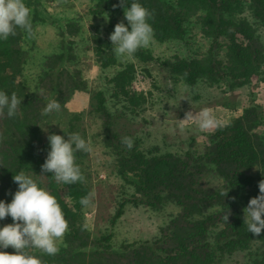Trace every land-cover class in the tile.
Returning a JSON list of instances; mask_svg holds the SVG:
<instances>
[{
	"label": "rangeland",
	"instance_id": "374dc122",
	"mask_svg": "<svg viewBox=\"0 0 264 264\" xmlns=\"http://www.w3.org/2000/svg\"><path fill=\"white\" fill-rule=\"evenodd\" d=\"M101 2H106L107 6L102 8ZM24 3L31 10L35 36L29 38L21 30V79L33 96L44 97L42 112L52 100L61 105L58 113L43 115L41 120L40 146L45 147L42 153L46 157L50 150L49 134L67 139L69 134L79 133L92 149L90 153L75 154V163L85 176L82 183L88 189L87 195L93 194L88 207L81 205L79 222L93 239L100 241L84 249L88 260L103 247L123 251L126 245L135 242H152L182 210L172 201L161 208L150 206L147 198L137 191L138 174L120 172L118 156L104 140L107 132L97 110L98 92L104 95L114 131L121 138L131 137L134 145L146 153L202 155L211 135L230 125L249 106L256 107L259 112L257 130L264 139V61L258 77L236 88H231L228 80L215 84L199 80L189 84L166 65L165 61L175 55L193 57L209 51L212 40L204 36L198 17L184 23L186 32L182 38L160 41L154 36L149 48L138 50L143 54L149 52L151 56L147 59L136 52L132 59L119 60L109 36L119 22L131 30L124 17V8L130 7L129 4L116 12L113 0H24ZM239 16L253 19L247 7ZM252 22L264 48V23ZM239 39L247 43L245 38L240 36ZM216 53L225 59L224 47ZM54 55H60L61 59L53 62ZM51 62L53 68L47 66ZM128 66L132 77L125 89L135 96L137 103L134 104L129 103V96L114 84L117 73ZM64 70L69 75L65 74L62 92L65 100L61 101L56 88L58 74ZM72 77L79 84L76 89L72 88ZM51 83L55 88L49 87ZM203 109H209L223 126L201 129L195 121H186L183 129L179 127V120L185 118L186 112L199 113ZM203 169L199 184L203 188L223 189L225 180L215 166L206 163ZM23 172L50 193L45 175L32 170ZM249 172L255 176L259 173V182L264 179L258 167ZM17 190L18 184L12 178L8 188L0 194V201L10 203L13 197L9 193ZM61 193L73 206L66 187H61ZM215 209H205V213ZM108 236L110 239L106 240ZM65 237L66 234L60 248L65 246ZM262 252L264 244L254 243L250 251L227 255L222 264H242Z\"/></svg>",
	"mask_w": 264,
	"mask_h": 264
},
{
	"label": "trees",
	"instance_id": "16d2710c",
	"mask_svg": "<svg viewBox=\"0 0 264 264\" xmlns=\"http://www.w3.org/2000/svg\"><path fill=\"white\" fill-rule=\"evenodd\" d=\"M119 5L120 0H113ZM133 0H126L125 4ZM153 13L148 22L154 30V36L160 41L182 38L186 29L184 23L198 17L204 36L211 39L210 49L205 54L193 57L175 55L165 61L170 69L185 82L195 84L205 80L211 84L228 80L231 88L242 87L252 82L261 73L264 51L260 45L253 20L264 23V0H137ZM248 3V4H247ZM100 6L105 8L106 2ZM249 8L252 20L239 16ZM122 7H115L120 12ZM17 35L7 41L0 40V91L11 96L15 93L21 104L18 114L8 118L5 112L0 117V194L8 188L14 175L21 171L32 170L41 174V165L46 157L40 146L42 133L40 123L43 118L44 97L33 96L22 75V49L20 47L23 32L17 28ZM245 38L244 44L239 38ZM225 48V59L216 54ZM142 58L151 54L137 51ZM53 62L60 60L54 55ZM52 64L49 63L51 68ZM54 66V65H53ZM65 74H58L57 91L61 101L65 88ZM48 76V73H46ZM71 76V75H70ZM131 67L120 70L114 78L115 87L129 96L134 104L135 96L125 89L131 79ZM73 89L78 88L74 77ZM70 80V81H71ZM50 88H55L52 83ZM97 110L104 120L107 134L104 140L118 156L122 174L135 173L139 176L137 191L147 199L146 202L161 208L172 201L181 207V212L170 224L161 229V235L152 242H135L126 245L123 251H113L106 247L85 257L84 249L100 244L91 237L80 220V199L87 195L84 183L72 185L58 184L52 173H44L48 180L50 194L53 195L68 221L65 246L55 256L39 251L32 253L41 259L42 264H222L227 255L251 250L254 243L264 244V230L256 236L247 230L244 224V209L251 198L259 195L257 175L250 170L258 167L264 176V139L257 130L259 112L249 106L244 113L235 118L210 137L201 155L193 153H146L134 145L129 150L121 143V137L113 129L111 114L105 104L102 92H98ZM206 163L213 164L225 180L222 188H203L199 178ZM262 178V177H261ZM66 187L73 199V206L63 197L61 187ZM227 196L221 195L227 192ZM214 211L206 212L205 209ZM230 211L228 221L225 213ZM13 223L10 216L0 220V227ZM106 240L110 236L105 237ZM5 252L14 253L9 247ZM242 264H264V252L256 253Z\"/></svg>",
	"mask_w": 264,
	"mask_h": 264
},
{
	"label": "clouds",
	"instance_id": "9594fccd",
	"mask_svg": "<svg viewBox=\"0 0 264 264\" xmlns=\"http://www.w3.org/2000/svg\"><path fill=\"white\" fill-rule=\"evenodd\" d=\"M126 0H120L115 7H124ZM124 17L129 27L123 22L115 25L109 39L113 45L114 55L119 60L134 58L139 49H147L154 41V30L148 22L154 18L153 13L133 0L130 7L124 8ZM21 29L31 38L35 36L31 19V10L24 0H0V40L7 41L10 36L17 35L16 29ZM21 100L15 93L11 96L0 91V117L6 115L13 118L18 114ZM61 105L52 100L43 108L42 115H51L59 112ZM179 127L184 128V122L195 121L201 129L222 127L220 121L209 109L199 113L186 112L185 118L179 120ZM65 139L61 135L49 134V151L45 162L41 165V176L52 173L56 183L72 185L84 182L85 176L75 163L77 152L90 153L91 146L79 133H72ZM121 143L129 150L134 146L131 137H122ZM18 184V190L12 195L10 203L0 201V220L10 216L13 223L0 227V249H14V253L0 251V264H42L33 251H39L48 256H55L60 251L59 245L63 242L68 231V221L57 199L48 191L41 188L30 176L23 171L13 176ZM259 195L251 198L244 211V224L248 232L259 236L264 230V179L259 184ZM227 192L221 195L227 196ZM92 193L82 197L80 204L88 207L92 202ZM230 211L225 213L227 222Z\"/></svg>",
	"mask_w": 264,
	"mask_h": 264
}]
</instances>
